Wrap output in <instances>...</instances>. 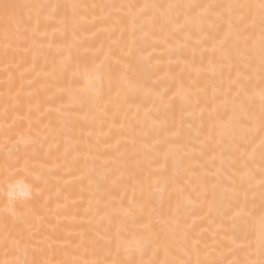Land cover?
I'll list each match as a JSON object with an SVG mask.
<instances>
[{"label":"snow or ice","instance_id":"1","mask_svg":"<svg viewBox=\"0 0 264 264\" xmlns=\"http://www.w3.org/2000/svg\"><path fill=\"white\" fill-rule=\"evenodd\" d=\"M89 16L109 44L81 72ZM0 65V264H264V0H0ZM41 77L83 116L34 120ZM77 166L70 246L50 178Z\"/></svg>","mask_w":264,"mask_h":264},{"label":"bare ground","instance_id":"2","mask_svg":"<svg viewBox=\"0 0 264 264\" xmlns=\"http://www.w3.org/2000/svg\"><path fill=\"white\" fill-rule=\"evenodd\" d=\"M82 3H99L101 0H79ZM116 2H120V0H116ZM142 2V0H141ZM162 2H167V0H162ZM106 27L103 23H96L95 26L91 25V16L88 17V21L85 23L83 29H78L75 33V40L77 41V46L72 49V56H73V65L75 69V64L77 58L81 59L80 62V71L83 72L85 67V61L89 64L91 63L93 57L97 54V50L103 48L107 49L109 44V37L103 29ZM49 37L48 39L51 40L52 37V30L49 29ZM73 35L69 33L68 40H72ZM114 39V37H113ZM56 40L58 43H63L64 40L62 37L57 34ZM151 51V49H149ZM67 54V53H66ZM147 55V53H145ZM181 56L180 53H176L172 56V59L175 61L177 57ZM188 58H191L190 51L187 53ZM101 59L103 58L101 54ZM168 59L169 57L165 56L163 58L162 70L158 73V76L162 77L164 73L169 71L168 67ZM198 59V55H197ZM43 61H41L42 63ZM0 70H2V65H0ZM173 71H178L179 69L173 66ZM34 75V74H33ZM31 79L32 77H28ZM155 79V77L153 78ZM3 80V76L0 75V81ZM203 83V82H202ZM83 86L81 77L77 76L74 81L71 83V88L73 90L78 89ZM69 87L68 79H65L61 84L54 85L48 81H45L42 77L33 84L30 88L26 87V92H33L34 95L31 98V104L33 106L34 112L32 118L35 120L37 118H42V123L47 124L49 119L55 120L56 112L55 109L67 106L70 110L76 112L78 115L83 116L84 112L79 108L78 105H74L72 102L71 95L65 91L61 93L58 89L64 88L67 89ZM168 87L167 81H162L158 85V90H163ZM3 89H0L2 92ZM211 94V90H209V95ZM39 106V110L35 111L36 107ZM150 106V105H149ZM24 111H27V101L25 102ZM0 112H2V106H0ZM180 112L177 109L175 114L176 123H179L180 120ZM207 114L205 113V118ZM161 119H164L163 112L161 113ZM169 127L171 129L172 119L169 116L168 118ZM194 125H198L200 122L199 120L192 121ZM80 127H83L85 133L92 132L93 135L90 137V142L95 146L97 137L100 138L101 141H104V137L102 132L107 131V127L105 126L101 129L99 122L95 125L88 123L87 125L81 124L77 127V132H79ZM174 130V129H171ZM206 130V129H205ZM111 143L115 142V139L110 141ZM101 149H103L104 144L101 143L99 145ZM63 149L61 148V151ZM103 159V157H102ZM49 167H52L49 164ZM82 172L77 166V168L73 170H68L67 168H61L59 170L53 168V174L50 178L51 180V191L53 195V199L50 203V207L53 209L57 208V205L60 206V232L63 237L62 242L68 243L70 246H74L76 243H79V231L80 229L75 227L73 224L72 217L77 211L80 214H83L84 208L87 206V197H85L84 203H80V189L81 187H87L88 180L84 178L81 180ZM57 193L59 195L57 196ZM81 216H76V220L79 221ZM53 223L56 222L55 217L52 220ZM206 226V225H205Z\"/></svg>","mask_w":264,"mask_h":264}]
</instances>
